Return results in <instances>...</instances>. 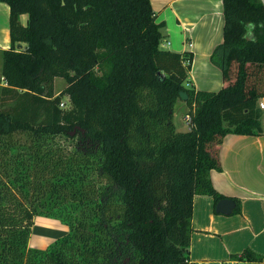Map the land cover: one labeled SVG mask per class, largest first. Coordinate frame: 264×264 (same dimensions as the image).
<instances>
[{"label": "trees", "instance_id": "trees-1", "mask_svg": "<svg viewBox=\"0 0 264 264\" xmlns=\"http://www.w3.org/2000/svg\"><path fill=\"white\" fill-rule=\"evenodd\" d=\"M0 2V264H191L193 196L225 197L210 179L223 137L263 133L264 0H222L216 92L186 86L192 55L160 46L150 0ZM37 215L68 228L43 249Z\"/></svg>", "mask_w": 264, "mask_h": 264}, {"label": "crops", "instance_id": "crops-1", "mask_svg": "<svg viewBox=\"0 0 264 264\" xmlns=\"http://www.w3.org/2000/svg\"><path fill=\"white\" fill-rule=\"evenodd\" d=\"M150 5L156 21L163 23L164 38L160 46L192 55L186 86L213 92L221 89L222 72L210 56L223 41L222 0H150ZM8 18L9 7L0 2V51L10 46ZM20 21L24 24L26 15H21ZM1 63L0 52V68ZM3 84L0 76V85ZM259 102L264 103V97L258 105ZM178 106L187 109L182 100H178ZM262 111L261 125L264 107ZM218 158L221 170H210L212 186L232 198L235 206L239 205V211L234 212V206L229 214L216 212L211 196L195 194L188 261L191 264H226L230 260L237 264H264V131L259 135L226 134L220 143ZM37 243L35 247H39Z\"/></svg>", "mask_w": 264, "mask_h": 264}, {"label": "rangeland", "instance_id": "rangeland-1", "mask_svg": "<svg viewBox=\"0 0 264 264\" xmlns=\"http://www.w3.org/2000/svg\"><path fill=\"white\" fill-rule=\"evenodd\" d=\"M65 86V81L61 77L54 78L53 89L54 92L60 91ZM67 98L64 97L62 101L64 102L61 107H66ZM187 109L178 106V102L174 109L173 122L178 129L187 130L189 125L183 120V115ZM67 226L60 220L51 217H45L42 215H37L33 218V225L31 227L30 239L32 241L31 246L35 247V242L37 243L36 248H45L49 244L53 243L56 239L61 237L67 232Z\"/></svg>", "mask_w": 264, "mask_h": 264}, {"label": "water", "instance_id": "water-1", "mask_svg": "<svg viewBox=\"0 0 264 264\" xmlns=\"http://www.w3.org/2000/svg\"><path fill=\"white\" fill-rule=\"evenodd\" d=\"M16 47L20 48L21 44H17ZM179 98L180 100L185 101L187 99L186 92L180 91ZM262 129L264 131V118H263V123H262ZM73 133H74V130L70 132V134H73ZM234 206H235V201L232 198L224 197L216 202L215 211L222 213V214H229L230 212H232Z\"/></svg>", "mask_w": 264, "mask_h": 264}, {"label": "built area", "instance_id": "built-area-1", "mask_svg": "<svg viewBox=\"0 0 264 264\" xmlns=\"http://www.w3.org/2000/svg\"><path fill=\"white\" fill-rule=\"evenodd\" d=\"M259 107L262 109L264 107L263 102H259ZM183 120L190 126L191 125V115L187 112L183 115ZM226 264H237L236 261L230 260Z\"/></svg>", "mask_w": 264, "mask_h": 264}]
</instances>
